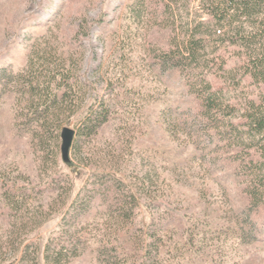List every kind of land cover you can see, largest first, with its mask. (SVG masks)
<instances>
[{
	"label": "rangeland",
	"instance_id": "374dc122",
	"mask_svg": "<svg viewBox=\"0 0 264 264\" xmlns=\"http://www.w3.org/2000/svg\"><path fill=\"white\" fill-rule=\"evenodd\" d=\"M204 1L0 0V264H46L49 246L63 264H264V206L236 149L155 60L215 23ZM208 34L202 54L230 72L208 81L255 97Z\"/></svg>",
	"mask_w": 264,
	"mask_h": 264
},
{
	"label": "trees",
	"instance_id": "16d2710c",
	"mask_svg": "<svg viewBox=\"0 0 264 264\" xmlns=\"http://www.w3.org/2000/svg\"><path fill=\"white\" fill-rule=\"evenodd\" d=\"M203 8L215 23L192 26L186 39H173L169 49H157L155 60L160 68L177 69L186 76L190 92L200 102L202 120L236 149L237 175L244 179L250 204L264 206V0H205ZM202 26L214 43L222 44L225 51L233 47L237 52L240 62L234 70L241 78L252 80L255 97L244 96L233 102L224 85L215 87L208 81L213 76L224 80L222 84L228 83L225 75L230 74L229 58L222 54H202L207 39L196 37L197 29ZM49 90L48 87L45 101L40 96L38 106L40 102L47 105L50 97L56 99L54 90L52 95ZM68 255V251L52 250L49 246L45 250V263L63 264V257Z\"/></svg>",
	"mask_w": 264,
	"mask_h": 264
},
{
	"label": "water",
	"instance_id": "95a60500",
	"mask_svg": "<svg viewBox=\"0 0 264 264\" xmlns=\"http://www.w3.org/2000/svg\"><path fill=\"white\" fill-rule=\"evenodd\" d=\"M75 132L69 127H65L62 131V155L66 160H68L70 148L74 139Z\"/></svg>",
	"mask_w": 264,
	"mask_h": 264
}]
</instances>
